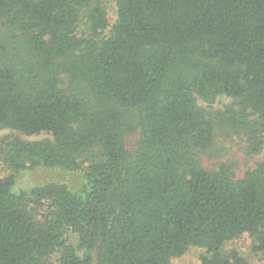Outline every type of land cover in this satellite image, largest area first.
<instances>
[{
	"label": "trees",
	"instance_id": "obj_1",
	"mask_svg": "<svg viewBox=\"0 0 264 264\" xmlns=\"http://www.w3.org/2000/svg\"><path fill=\"white\" fill-rule=\"evenodd\" d=\"M4 129L51 138L1 149L0 264H171L192 247L251 264L223 248L248 234L264 256V164L237 177L203 157L219 129L264 150V0H0ZM38 168L85 181L15 193Z\"/></svg>",
	"mask_w": 264,
	"mask_h": 264
},
{
	"label": "rangeland",
	"instance_id": "obj_2",
	"mask_svg": "<svg viewBox=\"0 0 264 264\" xmlns=\"http://www.w3.org/2000/svg\"><path fill=\"white\" fill-rule=\"evenodd\" d=\"M115 2L111 1L109 7V17L114 18ZM232 103V99L222 96L217 101L208 105L199 101V104L210 111L223 110ZM137 135V134H136ZM127 136V147L133 150L136 145L137 136ZM21 138L25 141H39L45 138H51L50 135L42 134L39 136L27 137L19 132L4 129L0 131V179L10 175L11 171L4 163V156L1 149H4L5 142H9L14 138ZM248 142L243 133L238 131L219 129L216 133L215 147L208 155L203 157L204 165L208 169L217 168L220 163H228L234 166L237 177H243L249 170L254 169L258 164H264V150L257 155H247ZM85 178V169L73 173L58 168H38L34 171H24L17 175V184L14 188L15 193L29 191L30 189L43 186L50 183H61L66 185L70 190L75 191L82 186ZM252 240L248 234L241 238L227 243L223 251H238L246 257L251 264H264V256H254L251 253ZM205 250L192 247L181 258L173 259L171 264H202V257ZM59 255L53 256L52 260L55 264L58 262Z\"/></svg>",
	"mask_w": 264,
	"mask_h": 264
}]
</instances>
